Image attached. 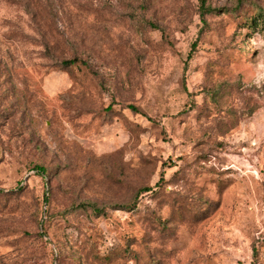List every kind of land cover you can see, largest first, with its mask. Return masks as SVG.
<instances>
[{
    "label": "rangeland",
    "instance_id": "374dc122",
    "mask_svg": "<svg viewBox=\"0 0 264 264\" xmlns=\"http://www.w3.org/2000/svg\"><path fill=\"white\" fill-rule=\"evenodd\" d=\"M0 264H264V0H0Z\"/></svg>",
    "mask_w": 264,
    "mask_h": 264
},
{
    "label": "trees",
    "instance_id": "16d2710c",
    "mask_svg": "<svg viewBox=\"0 0 264 264\" xmlns=\"http://www.w3.org/2000/svg\"><path fill=\"white\" fill-rule=\"evenodd\" d=\"M201 6L203 7V0H201ZM76 61H77V58L74 57V58H72V59L64 60L63 63H64L65 65H68V64H73V63L76 62ZM41 171H42V170H41Z\"/></svg>",
    "mask_w": 264,
    "mask_h": 264
}]
</instances>
